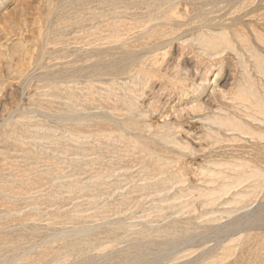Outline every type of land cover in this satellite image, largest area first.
<instances>
[{
  "label": "rangeland",
  "instance_id": "obj_1",
  "mask_svg": "<svg viewBox=\"0 0 264 264\" xmlns=\"http://www.w3.org/2000/svg\"><path fill=\"white\" fill-rule=\"evenodd\" d=\"M263 130L264 0H0V264H264Z\"/></svg>",
  "mask_w": 264,
  "mask_h": 264
},
{
  "label": "bare ground",
  "instance_id": "obj_2",
  "mask_svg": "<svg viewBox=\"0 0 264 264\" xmlns=\"http://www.w3.org/2000/svg\"><path fill=\"white\" fill-rule=\"evenodd\" d=\"M257 128V127H256ZM264 131V130H263Z\"/></svg>",
  "mask_w": 264,
  "mask_h": 264
}]
</instances>
